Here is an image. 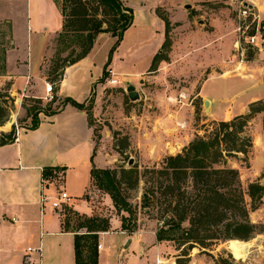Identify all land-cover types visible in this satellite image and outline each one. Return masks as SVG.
Returning <instances> with one entry per match:
<instances>
[{"label":"crops","instance_id":"obj_1","mask_svg":"<svg viewBox=\"0 0 264 264\" xmlns=\"http://www.w3.org/2000/svg\"><path fill=\"white\" fill-rule=\"evenodd\" d=\"M22 1L26 2L29 11L27 15V46L21 43L19 36H17L18 18L10 15L0 17L12 24V35L15 41V47L9 52L8 60L10 62L9 72H13L11 76L14 77L12 86L17 91H22L26 96L32 94V87L29 85L31 82H35L37 94H40V97H46L41 67H44V62L50 55L55 39L62 31L63 17L55 0ZM129 1L123 0V3L128 6ZM144 1L146 10L145 14L141 16L142 22L144 21L142 28H148L150 36L157 41L153 49V59L160 52L166 36L165 22L156 13L159 7H165L169 13V21L176 24L175 34L177 31L186 32L190 39L210 47L209 50H204V53H201L210 56L208 69L211 70V73L204 79L199 92H196L194 97V99H202L203 105L205 100L210 102L209 112L206 109L203 111V115L208 116V119L203 121L201 125L208 121H230L237 116L247 114L251 103L264 101L262 97L252 96L247 103L240 104L237 109L231 104L230 107L222 111L220 104L223 103V100L221 101L220 94L215 93L213 89V91L208 89L212 79L227 77V73H220L218 76H213L212 73L225 70L229 47H234L235 41L229 38L222 25L218 28L214 19L206 20L205 6L227 0H183L179 5L181 6L180 9L175 11L170 9L167 1ZM240 1L250 4L261 13L264 11V0H229L230 3ZM34 3L44 5L45 8L55 9L61 19L60 30L56 31L55 36L53 35V37L43 41L38 46L36 53H34L33 48L30 49V31H32L33 23L29 16ZM187 5H190L191 8L187 9ZM133 25L136 27V21ZM174 48H176V44ZM94 56L95 49L93 47L86 58L64 69V75L56 90L58 98H71L78 103H84L92 98L93 93L98 92L102 73L100 75L98 73L100 68L97 67ZM169 58L171 62H160L156 71H153L157 72L159 76L154 78L152 83H156L157 86L160 85L161 89L154 94L145 91L144 95L138 89L137 91L144 100L145 110L142 116L146 117L147 114H150L149 108L153 107V102L149 99L157 101L154 103V107H157L154 116L157 119L147 124L153 131H156L155 134H147L148 136L151 135L153 139L149 148L153 149L156 155L175 156L181 154L203 131L199 129L201 125H195L196 105L193 100H187V94L182 91L187 90V88H176L174 86L177 85L176 83L168 79L163 80L160 77L163 75L164 69L174 71L179 75V78L183 76V73L180 72L183 70L182 63L175 59V50ZM107 61L106 58L102 62L103 68ZM151 65L143 72L130 73L129 71H122L121 67L115 68L111 62L108 71L117 77L138 79V77L147 74L148 71L152 73L150 72ZM248 73L244 77H247ZM193 80L195 79L193 78L189 83V93L192 92L191 89L195 83ZM131 85L133 86L135 83ZM39 87L40 90L38 91ZM174 93L180 94L179 98L170 96ZM98 100L96 97L95 103H98ZM39 118L40 125L37 129L18 128L16 141L0 146V264H76L75 234L64 230L63 214L61 210L52 205L60 191L68 193L70 196L68 206L80 215L94 216L92 213L95 207L90 202L92 196L89 192L102 196L104 205L108 207L110 215L100 214V217L110 220L111 230L100 234L99 243L102 247L99 250L98 264H148L146 253L143 257L133 255L125 258L124 251L126 249L124 247L129 239L132 240L129 246L130 250L132 248L143 249L144 242L141 241L140 236L131 238L122 231L121 223L115 217L112 218L115 209L110 196L102 193L93 184L91 177L93 166L96 165L100 169L107 168L101 166V153L97 152L96 154L93 130L87 113L68 104L64 105L56 114L44 113ZM253 123L260 127V130L258 128L257 132L252 134L253 150L257 156V154L264 153V113L257 114L249 125ZM146 130L152 131L151 129ZM141 134L143 135L144 132ZM143 143L146 142L143 140ZM140 147L143 151L146 149V144H141ZM46 168H65L64 171H60L63 177L58 185L56 179H44L43 173ZM44 197L49 198V201L42 205V198ZM114 219L116 223L113 225ZM119 228L120 231H115ZM110 236L116 237V243L120 244L118 257L105 251L107 247L105 248L103 244L105 239ZM150 239L153 248L160 249L161 242L157 241L155 233ZM29 248L35 251L30 253ZM28 254L29 256H27ZM131 259L132 262H130Z\"/></svg>","mask_w":264,"mask_h":264},{"label":"rangeland","instance_id":"obj_2","mask_svg":"<svg viewBox=\"0 0 264 264\" xmlns=\"http://www.w3.org/2000/svg\"><path fill=\"white\" fill-rule=\"evenodd\" d=\"M158 1H167L168 5H170V9L175 11L180 9L181 6L179 5L183 0ZM238 4L239 2L230 3L229 0H227L205 6L207 11L206 20H211V18L214 19L218 28L222 25L225 29V33L232 41L233 39L234 41L238 39L237 34H235V29L237 27L235 17ZM147 5H149L148 2ZM128 6L134 11V21H136L137 25L134 27L133 22L132 26L125 31L120 45L113 53L112 64L115 68L121 67L124 72L140 73L151 65L153 49L157 41L150 36L148 28H142V23H144V21L142 22L141 16L145 14V1L130 0ZM28 13L29 11L25 1L0 0V17L10 15L18 18L19 28L17 30V36H19L20 42L24 43L26 46ZM156 13L158 16H163L169 21V13L165 7H159ZM260 16V36L256 45L243 44L244 56L237 51L235 46H230L228 58L225 61V70L212 73L213 76H218L220 73H227V77L224 79H212L208 88L220 94L221 101L223 100V103L220 104V109L222 111L230 107L231 104L237 109L240 104L247 103L252 96L264 98V11L260 13ZM29 18L33 23L32 31H30V49L33 48L34 53H36L38 51V46L43 43V41L53 37V35L55 36L56 31L60 30L61 19L55 9L45 8L44 5L35 3L33 4ZM206 20H204V23H206ZM169 23L168 35L165 36L164 41L165 45L163 44L160 48V52L162 50L167 52L168 62H171L169 57L175 50V59L180 60L182 63L181 67L183 70L180 72L183 73V76L179 78V75L174 71L164 69L163 75L160 77L163 80L168 79L176 83L177 85H174L176 88H187V90L182 91L187 94V100H193V103L196 105L197 116L195 125L200 126L203 121L208 119V116L203 115L205 108L202 99H194V97L196 96V92H199L204 79L211 73V70L208 69L210 56L202 54L204 50H209L210 47L198 44L195 40L190 39L186 32L177 31L175 34L174 28L176 24L171 21H169ZM44 29H47V31H44ZM255 32V30H252L250 34H256ZM167 37L171 46L165 43ZM115 42V38L105 33L104 36L98 37L95 43L94 60L97 63V67L100 68L98 72L99 75L101 73L103 75L104 68L102 67V62L106 58L108 59L109 52L115 45ZM175 44L176 48H174ZM14 47L15 41L12 35V24L7 22L6 19L0 18V135L2 133L11 132L14 127L17 133L18 128H25L33 125L34 119L44 114L40 113L38 115L39 112L44 111L48 113L56 111L64 105V99H60L56 96V90L59 84L57 79L63 67H65L66 60H72L75 55L79 53V47L75 43L71 44L67 51L62 53L61 51L64 50L65 46L59 44L56 37L55 43L49 53L50 55L47 56L44 67H41V77L45 81L43 83V88L46 87L47 83L54 86L53 99L49 101L46 97H40L41 95L37 94V85L35 82H31L29 85L32 87V94L30 95L24 96L22 91H17V89L13 88L12 83L14 77L11 76L13 72H9L10 62L8 60L10 57L9 52L12 51ZM73 50L76 51L75 54L72 53ZM108 69L109 68H107V71ZM247 72H249V75L244 77ZM158 76L159 74L157 72L149 73V71L147 74L138 77V79H129L120 76L117 77L120 84L118 86H112L109 84V81L113 78V75L109 72L106 80L103 81L102 78L100 79L98 92L92 94V100L89 99L84 102L88 110L93 106L90 113V121L92 124L96 154L97 152L101 153V166H104L103 168L117 170L118 172L122 169H129L136 166L140 175L138 189L126 190L130 202L138 210L137 228L132 234L126 231L124 232L131 238L140 236L144 245L143 249L132 248L130 250V247L126 249L124 251V254H126L125 258L132 257L133 255L143 257L146 253L148 264H264V197L259 208L254 209L252 199L249 196V186L251 184L264 186V153L257 154L256 156L253 148L250 149L246 156L237 154V156L226 157L216 168H234L239 171L240 182L244 192L246 207L249 211V217L252 223L259 226V234L249 241L219 243L209 248L195 247L194 249H189L188 247H181L171 241L161 242L160 249H155L151 245L150 238L153 236V233L156 234L157 230L163 225L160 218L164 216L167 217V215L163 213L164 206H155L150 209L142 207V199L146 186L143 174L146 169L161 168L169 155H156V152L149 148L151 140L153 139L151 135L148 136L147 134H155L156 131H153L147 124L157 119L154 116L157 110V107H154V103L157 101L149 99L153 102V107L149 108L150 114L144 117L142 116L145 110L144 100L141 94L139 93V101L132 102L126 90L127 86L135 83L136 86H133L136 87V90L138 89V91L142 92V94L145 93V91L146 93L154 94L161 89L160 85L157 86L156 83H152V80L158 78ZM193 78L195 79L193 80L195 83L191 89L192 92L189 93V83ZM141 80H143V83H141ZM128 83L130 84L128 85ZM39 90L40 87L38 91ZM170 96L179 98L180 94L174 93ZM96 97L99 99L98 103H95ZM153 109H155V112H153ZM11 118H13V122H10ZM218 123L219 122L208 121L204 125H201L199 129L203 132L197 136L203 138L213 137L218 131ZM258 128L260 130V127L254 123L248 125L245 129L244 137H250L253 141L252 134L257 132ZM146 129H151L152 131L148 132ZM143 132L144 134L142 135L141 133ZM143 140L146 143H143ZM141 144H146V149L143 151H141ZM171 150L173 152V149ZM131 159L133 160V164L129 166V161ZM95 167L98 166L95 165ZM56 176V184L58 185L62 180L63 174L59 172ZM89 193L92 196L90 202L95 207L92 213L94 217L100 216V214L109 216L110 212L108 211V207L104 205L102 196L98 194L95 195L91 192ZM72 211H74L72 207L65 206L61 210L63 214L62 218H69L70 226L72 229H76L81 223V220ZM123 216H128V214H118L114 211L112 218L115 217L119 223H121V218ZM115 223L116 221L114 219L112 224L114 225ZM115 231H120V228ZM237 243H241L244 247L242 255L236 254L235 248ZM103 245L105 248L107 247L105 250L106 253L118 257L120 253V244H118V242L116 243V237H107ZM132 261L131 259L130 262Z\"/></svg>","mask_w":264,"mask_h":264},{"label":"trees","instance_id":"obj_3","mask_svg":"<svg viewBox=\"0 0 264 264\" xmlns=\"http://www.w3.org/2000/svg\"><path fill=\"white\" fill-rule=\"evenodd\" d=\"M55 2L63 17L62 31L57 37L58 43L65 46L61 52L67 51L73 43L79 47V53L72 60H66L67 64L65 63L59 74L58 83L64 75V69L86 58L98 37L108 33L116 42L104 66L102 79L106 80L113 53L120 45L125 31L134 22L133 9L126 6L123 0ZM159 17L165 22L167 36L170 23L165 17ZM165 43L171 46L168 37ZM72 53L75 54L76 51L73 50ZM163 61H168V54L164 50L155 55L150 72L156 71L158 64ZM68 104L85 111L92 126L90 113L93 106L88 110L84 103H78L71 98L64 99V105ZM60 109L48 113L40 110L38 115H53ZM259 113H264L262 100L251 103L247 114L237 116L229 122H219L218 131L213 137L197 136L181 154L167 157L161 168L144 171V194L148 197H143L142 207L150 209L164 206L163 213L168 217L160 218L163 225L156 232L158 242L171 241L189 249L209 248L219 243L249 241L259 234V226L252 223L249 217L239 171L234 168H216L226 157L237 154L246 156L253 148L252 139L244 137V133L250 121ZM39 125L40 118L37 116L33 125L25 128L35 130ZM16 138L14 127L11 132L0 135V146L12 144ZM64 170L65 168H46L44 179H56L57 173ZM91 177L94 186L110 196L115 211L118 214H128L121 218L122 231L134 233L137 228L138 210L130 202L126 190L139 187L140 175L137 167L118 172L93 166ZM249 196L254 209H258L264 197V186L251 184ZM72 212L78 216L81 223L76 229H72L70 219L66 218L64 230L75 234L76 264H98L99 237L100 234L110 231V220Z\"/></svg>","mask_w":264,"mask_h":264},{"label":"built area","instance_id":"obj_4","mask_svg":"<svg viewBox=\"0 0 264 264\" xmlns=\"http://www.w3.org/2000/svg\"><path fill=\"white\" fill-rule=\"evenodd\" d=\"M260 13L261 12L256 10V8H254L253 6H246L242 1H240L237 5L235 17V23L237 27L235 29V34H237L238 39L235 41L234 46L242 56H244L243 44L256 45L258 41L261 28ZM252 30H255L256 34H250ZM119 83L120 81L117 79V76L114 75L113 78H111V80L109 81V84L112 86H118ZM45 93L46 99L51 101L53 99L54 86L50 83H47L45 87ZM69 199L70 196L67 192L60 191L57 195V198L53 200L52 205L54 208L62 210L65 206H68ZM47 201H49V198H42V205ZM101 247L102 246L99 245V250L101 249ZM28 251L31 253L35 250L29 248ZM27 256H29V254Z\"/></svg>","mask_w":264,"mask_h":264},{"label":"water","instance_id":"obj_5","mask_svg":"<svg viewBox=\"0 0 264 264\" xmlns=\"http://www.w3.org/2000/svg\"><path fill=\"white\" fill-rule=\"evenodd\" d=\"M245 5L251 7V5L248 4V3H245ZM186 8H187V9H190L191 6H190V5H187ZM141 83H143V80H141ZM126 91H127V93L129 94V99H130L132 102H136V101H139V100H140V94H139V92L136 90V87H135V86H132V85L129 86V87L127 88ZM204 107H205L206 111L209 112L210 102H209L208 100H205V101H204ZM132 164H133V160L131 159V160L129 161V166H132ZM143 197H148V195H147V194H144ZM131 241H132L131 239H129V240L127 241V243H126L124 249H127V248L130 246Z\"/></svg>","mask_w":264,"mask_h":264},{"label":"bare ground","instance_id":"obj_6","mask_svg":"<svg viewBox=\"0 0 264 264\" xmlns=\"http://www.w3.org/2000/svg\"><path fill=\"white\" fill-rule=\"evenodd\" d=\"M10 122H13V118H11ZM235 251H236V254H238V255H242L243 254L244 247L242 246L241 243H237Z\"/></svg>","mask_w":264,"mask_h":264}]
</instances>
